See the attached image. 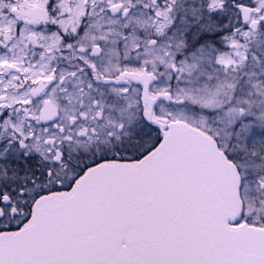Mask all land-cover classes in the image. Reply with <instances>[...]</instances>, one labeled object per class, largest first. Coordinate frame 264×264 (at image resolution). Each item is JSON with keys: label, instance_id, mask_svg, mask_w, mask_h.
Returning <instances> with one entry per match:
<instances>
[{"label": "snow or ice", "instance_id": "6c2138e0", "mask_svg": "<svg viewBox=\"0 0 264 264\" xmlns=\"http://www.w3.org/2000/svg\"><path fill=\"white\" fill-rule=\"evenodd\" d=\"M0 264H264V0H0Z\"/></svg>", "mask_w": 264, "mask_h": 264}]
</instances>
